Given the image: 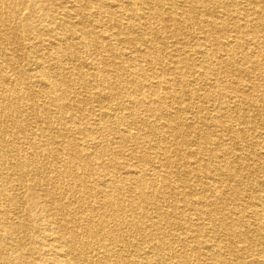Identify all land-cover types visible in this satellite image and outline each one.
<instances>
[{
  "label": "bare ground",
  "instance_id": "obj_1",
  "mask_svg": "<svg viewBox=\"0 0 264 264\" xmlns=\"http://www.w3.org/2000/svg\"><path fill=\"white\" fill-rule=\"evenodd\" d=\"M108 1L0 0V264H135L124 253L134 245L150 249L137 264H174L163 238L204 227L207 246L191 237L179 264H264V0ZM195 26L200 67L188 61ZM142 63L160 68L149 76ZM171 83H203L182 96L210 105L194 123L178 121ZM245 199L251 209L226 212ZM23 200L31 224L16 220ZM164 200L190 204L198 221ZM252 246L262 260L242 259Z\"/></svg>",
  "mask_w": 264,
  "mask_h": 264
},
{
  "label": "rangeland",
  "instance_id": "obj_2",
  "mask_svg": "<svg viewBox=\"0 0 264 264\" xmlns=\"http://www.w3.org/2000/svg\"><path fill=\"white\" fill-rule=\"evenodd\" d=\"M110 1H112V0H109L108 2H110ZM189 9V7H187V10ZM205 15H209L208 13H206V12H204V13H201L200 11H198L197 12V16L195 17L196 19H195V23H203L202 22V20H203V18L204 17H207V16H205ZM103 23H105L106 25H110V20L109 19H107V18H101L100 19ZM64 30L65 29H67V27H65L64 26V28H63ZM168 30V29H167ZM167 30H164V34L166 35V37H165V41L169 44V46H168V49H169V51H172L173 49H172V45H173V40H166V39H170V37H174L173 36V33L171 32V30L169 29L168 31ZM202 36L203 35H201V33H200V31H199V27L198 26H195L193 29H191V30H189L188 31V37L191 39V41L188 43V45H187V48H188V50H187V52H188V57H189V59H188V61H190L192 64L194 63L195 64V66L196 67H200L201 66V64H203L202 63V61H201V56L199 55V54H197L196 52L200 49V48H197V46H199V44H200V39H202ZM192 49V50H191ZM30 58V57H29ZM28 57H22L21 59H19V64H20V66L22 67V68H24L25 70H32V69H34V63H33V61H31L30 59H29ZM83 58H81V59H79L82 63L84 62L83 60H82ZM194 61V62H193ZM165 62H166V64H164V66H166V65H168L169 63H170V60L167 58V59H165ZM168 63V64H167ZM193 64V65H194ZM141 65V67H140V69H141V71H143V69H144V71L145 72H147L148 74H149V76H153V75H155L154 73H156V70H157V68H160L159 66H156V64H148V63H142V64H140ZM157 67V68H156ZM198 69V68H197ZM200 70V69H199ZM186 73V72H185ZM139 79H141V77H139ZM171 85H173V91L176 93V94H178V96H181V98L183 99V103L184 104H182L181 106H178L177 108H176V111L178 112V121H180V122H184V123H194L195 121H197L198 119H199V116L198 115H196V107L197 108H200V107H202V106H205V105H207V106H210V105H208L207 104V101L205 102L204 101V99H201V97H190V98H188V96L187 97H182V96H184L185 94H184V89H186V90H189V91H192V92H194L195 93V91H197L200 95H202L203 94V88H204V85H203V83H199L198 85H196V86H186V87H182L181 88V86H179V84L178 83H171ZM80 88V86H77V85H75V86H70L69 87V89L71 90V91H76V90H78ZM80 90V89H79ZM78 90V91H79ZM195 90V91H194ZM157 94L158 95H162V96H164L163 94H164V92L162 91V90H160V91H158L157 92ZM91 100V99H90ZM96 104H97V102L95 103V101L94 100H91V101H89V106L87 105V107H85V110H84V112L81 110V112L82 113H87L88 112V110H90V109H92L93 107H95L96 106ZM165 104H167L169 107H168V109L169 108H171V104L169 103V101H167V103H165ZM175 106H177V105H175ZM86 110H87V112H86ZM28 121H29V124L31 125L30 126V130H31V127H33V126H35L36 124H34V120L32 119V120H29L28 119ZM237 123V122H236ZM239 124V123H238ZM257 124H259V123H257ZM256 124V125H257ZM9 127V126H8ZM259 127V126H258ZM29 130V131H30ZM28 134L29 133H23L22 135H21V139L18 141V145L21 147V145H22V143L23 142H26V137L28 136ZM30 136H28L27 137V139L29 138ZM158 138H159V140H160V137L158 136ZM157 142H158V140H157V138L155 139ZM179 141H177V142H175V144L176 145H178L177 143H178ZM170 145H172V144H170ZM191 149H193V148H188V149H184L185 151H188V150H191ZM254 150V149H253ZM115 151H113V150H110V152H109V158H107V160L108 159H110L111 158V156L113 155V153H114ZM256 152H258L259 154H261V157L263 158V156H264V149H263V145H261L259 148H257L256 149ZM130 154V155H129ZM124 158H125V160H129V161H131L132 163H135V164H137V165H141L140 164V159H138V157H137V159H136V156H134V154L133 153H131V152H126L125 154H123L122 155ZM106 160V161H107ZM138 161V162H137ZM212 163V162H211ZM216 165V164H215ZM175 169V168H174ZM207 174H204L203 175V177L202 178H200L201 180L204 178V176H206ZM262 176V175H261ZM99 175L96 177H94V179H95V181L97 182H99ZM171 178L173 179V180H178V183H177V185L180 187V190H181V183H180V179H182V178H185L184 176H182V175H180L179 173H176V171L174 172V174L173 175H171ZM189 179V178H188ZM212 177L210 176L208 179H204V185L206 186L207 185V187H208V190L209 191H211V189L214 187V185L215 184H211L210 182H212ZM261 179V178H260ZM194 180V179H193ZM264 180V179H263ZM97 182V183H98ZM189 187L188 188H186V189H184V191H190V189H192V188H195L194 187V182H192V181H189L188 180V184H187ZM205 186H203V190L204 189H207V188H205ZM198 189H200V187L198 188ZM201 191H202V188H201ZM13 193H14V191H13ZM250 193H252L253 195H255V194H257L258 193V191H256V190H251L250 191ZM205 195H207V194H205ZM204 194L202 195V196H198V197H195L194 198V200H196V198H205L206 196H205ZM196 202V201H195ZM21 204H22V210L20 211V212H18V213H20L19 214V216H18V218L16 219L19 223H21L22 225L24 224H31V218L30 219H28L29 217H30V215H29V212L27 213L26 212V206L24 205V200H23V202H21ZM234 204L236 205V206H234ZM172 205H174V206H172ZM232 205V206H231ZM161 206H162V208L165 210V211H171L172 212V209L173 208H175V206H176V211L178 210V214H177V216L178 217H181V218H184L183 220H185V219H193V222L194 221H198V220H196V217L193 215V211H191V209L189 208V206H190V204H185V203H183V202H181V201H175V203L174 204H170L169 202H167V201H163L162 203H161ZM244 206H247V207H249V209H251V204L249 203V201L247 200V199H245V200H243V201H241V202H236V203H232V204H230L229 206H226V212H229V211H236L237 209L239 210V209H241V208H243ZM230 207H232V208H230ZM224 209V208H223ZM16 215V214H15ZM27 215V216H26ZM15 217H17V215L15 216ZM20 217V218H19ZM25 218V219H24ZM29 220V221H28ZM151 223H148V225H150ZM46 227V226H45ZM49 228V227H48ZM108 229V228H107ZM202 229V228H201ZM203 230H205V233L203 234V235H198V233L195 231V230H191V231H184V230H176V231H173V232H171V236H166V237H164L163 238V241H165V243H168L167 244V246H168V248H170V251L169 252H171V253H173L174 254V256H175V254H176V258L177 259H174V264H179L181 261L178 259V256L181 254V253H183L185 250H187V252L188 253H191V250H192V242L191 241H193V240H195V241H199V246H200V248L203 250V248L205 247V246H207L206 244L207 243H209V240H208V238H209V236L211 237L212 236V232L210 231V230H208V229H205V227H204V229ZM108 231V230H107ZM255 231H253V233H254ZM177 234V236L175 237V235ZM173 236V238L174 239H172L171 237ZM221 236H222V234L220 235L219 233H218V235L216 236V237H219V239L221 238ZM191 237H194V239L193 240H191L190 241V239H191ZM125 239H126V243H129L130 241H132L133 239H131V237L129 238L126 234H125ZM212 240H213V238H211ZM101 244H103V241H101L100 242ZM235 244H236V247L237 246H242V245H245L244 243H241L240 242V240H238L237 238H236V240H235V242H234ZM171 246H172V248H171ZM185 247V248H184ZM259 248V247H258ZM257 247H255V246H252V251H251V256L250 255H246V254H242L241 256H242V259H244L246 262L248 261V260H250V261H253V260H262V258L263 257H259L257 254H256V250L258 249ZM123 250V249H122ZM121 249H117V251H122ZM148 250H150L149 249V247H147V245H140V246H133V247H131L130 249H128V250H126L124 253H125V255L128 257V259L130 260V263L131 262H133V263H135V264H137L138 263V261H139V259L141 258V256H142V254H144V253H146V252H149ZM180 251V252H179ZM119 253V252H118ZM183 256H184V254H182ZM227 255V252H225V254H224V256H226ZM116 261H115V258L113 257L112 259H110L109 260V263H111V264H117V263H115ZM166 262V261H165ZM166 264H167V262H166ZM255 264H257V263H255Z\"/></svg>",
  "mask_w": 264,
  "mask_h": 264
}]
</instances>
